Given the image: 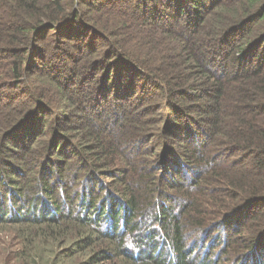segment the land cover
<instances>
[{"label": "trees", "instance_id": "16d2710c", "mask_svg": "<svg viewBox=\"0 0 264 264\" xmlns=\"http://www.w3.org/2000/svg\"><path fill=\"white\" fill-rule=\"evenodd\" d=\"M0 264H264V0H0Z\"/></svg>", "mask_w": 264, "mask_h": 264}, {"label": "rangeland", "instance_id": "374dc122", "mask_svg": "<svg viewBox=\"0 0 264 264\" xmlns=\"http://www.w3.org/2000/svg\"><path fill=\"white\" fill-rule=\"evenodd\" d=\"M20 101H18V103H19ZM25 128H26V126H25ZM24 130H26V129H24ZM182 175L183 176H187L188 177V175H187V170H183L182 169ZM189 232H190V234H189V239L190 240H194V238H196L197 237V234H198V232H196V230H193V228H189ZM3 238H4V240H5V242L7 243L9 240H10V237H11V235L9 234V233H4L3 234Z\"/></svg>", "mask_w": 264, "mask_h": 264}]
</instances>
